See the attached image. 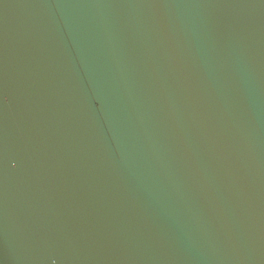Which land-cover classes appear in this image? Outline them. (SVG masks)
<instances>
[{
  "label": "water",
  "instance_id": "95a60500",
  "mask_svg": "<svg viewBox=\"0 0 264 264\" xmlns=\"http://www.w3.org/2000/svg\"><path fill=\"white\" fill-rule=\"evenodd\" d=\"M0 264H264V0H0Z\"/></svg>",
  "mask_w": 264,
  "mask_h": 264
}]
</instances>
